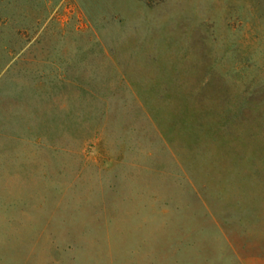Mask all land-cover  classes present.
Listing matches in <instances>:
<instances>
[{
  "label": "rangeland",
  "instance_id": "obj_1",
  "mask_svg": "<svg viewBox=\"0 0 264 264\" xmlns=\"http://www.w3.org/2000/svg\"><path fill=\"white\" fill-rule=\"evenodd\" d=\"M0 264H264V0H0Z\"/></svg>",
  "mask_w": 264,
  "mask_h": 264
},
{
  "label": "crops",
  "instance_id": "obj_2",
  "mask_svg": "<svg viewBox=\"0 0 264 264\" xmlns=\"http://www.w3.org/2000/svg\"><path fill=\"white\" fill-rule=\"evenodd\" d=\"M237 256H238V254H237Z\"/></svg>",
  "mask_w": 264,
  "mask_h": 264
}]
</instances>
